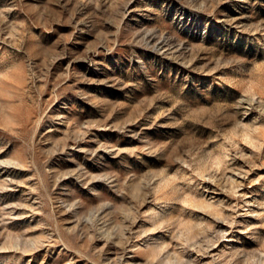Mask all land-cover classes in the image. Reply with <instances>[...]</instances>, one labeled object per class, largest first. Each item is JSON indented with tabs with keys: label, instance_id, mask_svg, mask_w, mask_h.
<instances>
[{
	"label": "rangeland",
	"instance_id": "374dc122",
	"mask_svg": "<svg viewBox=\"0 0 264 264\" xmlns=\"http://www.w3.org/2000/svg\"><path fill=\"white\" fill-rule=\"evenodd\" d=\"M0 264H264V0H0Z\"/></svg>",
	"mask_w": 264,
	"mask_h": 264
}]
</instances>
